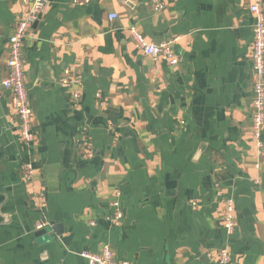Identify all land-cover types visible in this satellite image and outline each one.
Returning <instances> with one entry per match:
<instances>
[{
	"label": "crops",
	"instance_id": "obj_1",
	"mask_svg": "<svg viewBox=\"0 0 264 264\" xmlns=\"http://www.w3.org/2000/svg\"><path fill=\"white\" fill-rule=\"evenodd\" d=\"M151 1L47 0L33 23L22 47L27 146L0 84L3 264H85L79 253L105 244L128 264H219L222 248L230 264H264V127L260 151L250 137L253 0H160L159 11ZM30 5L0 0V82L7 38ZM131 28L147 42L175 39L177 63L136 48ZM117 191L114 226L105 216ZM222 198L235 204L231 235ZM40 222L48 227L36 230Z\"/></svg>",
	"mask_w": 264,
	"mask_h": 264
},
{
	"label": "built area",
	"instance_id": "obj_2",
	"mask_svg": "<svg viewBox=\"0 0 264 264\" xmlns=\"http://www.w3.org/2000/svg\"><path fill=\"white\" fill-rule=\"evenodd\" d=\"M31 5L27 14L18 20L11 34L7 38L8 58L5 66L7 75L0 82L1 86L9 95L11 106L18 119L19 140L26 146L32 142L33 132L31 128V111L28 105V92L24 77V64L22 59V47L24 40L29 36L33 23L37 17L41 15L47 7V0H30ZM89 0H72L73 4L83 5ZM261 0H253L249 6V12L252 15V41H251V81H252V99H251V127L250 137L254 141L260 151L261 136L264 127V13L261 9ZM151 6L154 10H161L163 4L160 0H152ZM116 15L109 16L110 20L116 19ZM132 40L136 48L142 50L153 60L164 57L170 64L177 63V56L173 50L175 39L165 40L157 44L147 42L144 37L135 29H130ZM66 77L62 79L63 84H69L70 81ZM72 84L80 87L82 82L79 78L71 80ZM78 92L72 96V100H76ZM27 172L30 174L31 165L26 164ZM112 201V211L105 216L114 226H118L123 218V208L121 204V192L117 191ZM222 225L228 235H231L236 226L235 204L232 198H222ZM94 225V222H90ZM47 223L40 222L35 226L36 230L46 229ZM84 259L85 264H128L127 262H118L114 259V255L109 245L105 244L100 247L97 252L84 250L79 253ZM219 264H230L231 256L226 248H222L218 252ZM0 264H3L0 261Z\"/></svg>",
	"mask_w": 264,
	"mask_h": 264
}]
</instances>
